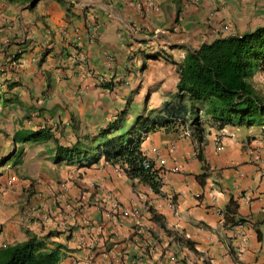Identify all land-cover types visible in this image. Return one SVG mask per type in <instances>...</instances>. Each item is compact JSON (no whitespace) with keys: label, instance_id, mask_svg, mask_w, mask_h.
<instances>
[{"label":"crops","instance_id":"1","mask_svg":"<svg viewBox=\"0 0 264 264\" xmlns=\"http://www.w3.org/2000/svg\"><path fill=\"white\" fill-rule=\"evenodd\" d=\"M247 22L264 25V0H0V94L18 100L0 106L40 116L17 130L48 129L32 142L53 144L49 160L15 163L8 186L26 169L38 193L31 208L7 207L0 247L28 227L53 232L60 264H264V125L208 127L205 167L185 131L142 134L160 192L102 153L175 97L188 50ZM250 80L264 97V72ZM76 141L81 161L55 157V142ZM231 198L243 221L225 219Z\"/></svg>","mask_w":264,"mask_h":264},{"label":"trees","instance_id":"2","mask_svg":"<svg viewBox=\"0 0 264 264\" xmlns=\"http://www.w3.org/2000/svg\"><path fill=\"white\" fill-rule=\"evenodd\" d=\"M177 67L179 79L175 97L164 101L159 110L147 117H139L134 137L106 141L102 150L107 161L125 165L129 177L148 184L154 192H160L161 178L152 166H144L146 156L140 148L142 134L157 129L188 131L205 167L202 147L208 127L264 125V97L250 80L257 71L264 72V25L204 42L197 49L188 50ZM8 99L0 94L3 105L7 101L18 102L15 97ZM50 136L45 128L35 132L17 130L8 140L11 151L0 158V165L7 161L19 162L22 148H18V143L44 141ZM85 150L79 141L70 146L55 142L57 159L81 161ZM236 207L231 198L224 211L227 222L243 221H234L229 216L234 215ZM52 234L48 231L38 235L27 230L25 239L0 247V264H60L61 245L50 239Z\"/></svg>","mask_w":264,"mask_h":264},{"label":"rangeland","instance_id":"3","mask_svg":"<svg viewBox=\"0 0 264 264\" xmlns=\"http://www.w3.org/2000/svg\"><path fill=\"white\" fill-rule=\"evenodd\" d=\"M248 23L251 22H247V24L245 23L246 31L253 28L252 25H249ZM40 119V116L36 114L29 113L28 111L25 112V109L21 106H0V158L5 156L7 152L11 151L8 140L11 138L13 133L20 128V126H27L36 129V125L38 126L42 123ZM17 146L18 148H22V156L25 158L31 157V160L35 157H41L42 160H49L53 148L51 140L49 142L40 143H18ZM14 166H16V164L12 163V161H7L6 163L0 165V228L4 227V220L6 219L5 214L10 212H5V210L8 208H11L10 210H18L20 207L22 208L24 206L27 209L31 208V205L34 202L35 194L38 193L35 189L36 187L32 190L33 185L35 186L34 180H29V171L26 169L25 171H20L21 180L17 182L18 184L16 183L15 186H8L7 180L11 171H14ZM37 168L36 166H33L31 172L34 173L35 171L36 174H38L39 171H37ZM47 189H50V187L48 186ZM32 194H34L33 198H31ZM19 197H21L20 200L18 199ZM10 214L14 215L15 213L11 212ZM28 219L33 221L34 216H29ZM27 230H29L28 227L24 229V232H27Z\"/></svg>","mask_w":264,"mask_h":264},{"label":"built area","instance_id":"4","mask_svg":"<svg viewBox=\"0 0 264 264\" xmlns=\"http://www.w3.org/2000/svg\"><path fill=\"white\" fill-rule=\"evenodd\" d=\"M185 134H189V132L185 131ZM222 147H223L222 141H221V139L219 137H217L216 138V148L217 149H221ZM143 163H144L145 167H149L150 168V166H152L150 159L147 158V157L144 158ZM110 204H111L112 210H115L117 212L120 210V205L115 200H112Z\"/></svg>","mask_w":264,"mask_h":264}]
</instances>
